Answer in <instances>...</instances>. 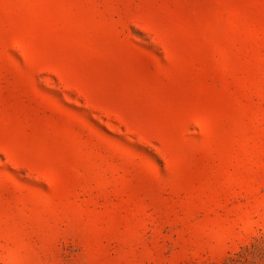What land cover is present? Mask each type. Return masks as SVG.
<instances>
[{
	"label": "rangeland",
	"instance_id": "rangeland-1",
	"mask_svg": "<svg viewBox=\"0 0 264 264\" xmlns=\"http://www.w3.org/2000/svg\"><path fill=\"white\" fill-rule=\"evenodd\" d=\"M0 264H264V0H0Z\"/></svg>",
	"mask_w": 264,
	"mask_h": 264
}]
</instances>
